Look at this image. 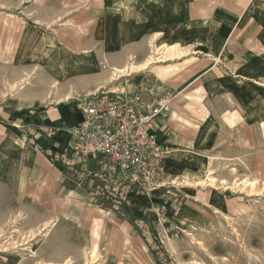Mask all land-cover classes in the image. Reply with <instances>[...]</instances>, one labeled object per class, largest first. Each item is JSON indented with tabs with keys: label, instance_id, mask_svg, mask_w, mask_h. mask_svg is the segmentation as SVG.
Instances as JSON below:
<instances>
[{
	"label": "rangeland",
	"instance_id": "rangeland-1",
	"mask_svg": "<svg viewBox=\"0 0 264 264\" xmlns=\"http://www.w3.org/2000/svg\"><path fill=\"white\" fill-rule=\"evenodd\" d=\"M96 1L0 0V264H264V86L253 90L257 115L229 112L235 103L226 96L218 106L200 100L202 112L186 116L183 129L213 125V141L196 151L207 164L193 177L165 171L166 181L154 190L128 182L102 157L78 165L71 143L46 152L31 135L19 142L25 129L8 111L43 107L57 90L52 82L63 89L86 79L76 76L78 68L102 53L91 15ZM213 1L201 11L206 18L220 8L239 13L250 0ZM257 48L263 57L264 45ZM181 55L153 63L155 74L145 82L181 76ZM198 64L188 67L190 76ZM111 66L102 62L100 70L109 69L113 82ZM22 149L36 157L35 171L22 164ZM197 179L205 185H192Z\"/></svg>",
	"mask_w": 264,
	"mask_h": 264
},
{
	"label": "crops",
	"instance_id": "crops-1",
	"mask_svg": "<svg viewBox=\"0 0 264 264\" xmlns=\"http://www.w3.org/2000/svg\"><path fill=\"white\" fill-rule=\"evenodd\" d=\"M209 1L103 0L101 10L98 0L94 2L91 6V15L96 21L94 40L100 42L102 53L97 52L99 56H91L90 64L80 65L81 68H78L76 76L89 75L86 79H79L77 84L71 83L63 89H58L57 81L52 82L51 89L57 90L46 95L48 102L43 107L35 108L30 114L20 108V113L8 111L12 120L20 121L25 129V135H22L24 143L19 142L22 145L29 142L31 135L35 145L46 152L55 147L61 151L71 143L68 129L76 126L82 119L78 103L73 99L85 97L93 90L133 92L139 84L147 83L145 81L151 74H155L151 64V71L146 69L137 72L140 68H136L130 76L112 82L109 69L100 70V63L123 67L131 62L134 67L140 66L148 58V46L151 44L159 47L178 45L184 51L182 60L176 63L177 68L181 69V76L172 74L162 79L163 81H159L157 77L154 80L158 86L171 90L174 100L167 111L151 121L150 129L158 143L170 149L164 160L168 176H182L186 173L193 177L199 164H207L204 158L198 157L202 155L196 151L206 150L207 141L212 142L215 133L211 129L212 124L202 130L198 127L190 128V133L181 126L188 125L185 117H196V112H202L200 100L201 103L203 100L207 104L211 102L218 106L225 96L228 101L231 99L235 103V109L229 112H250V115H257L260 107L253 90L264 86V56L259 58L257 48L264 45V2L250 0L239 13L220 8L206 18L201 11L207 8ZM194 3L198 6L196 10L191 8ZM154 34L160 35L153 37ZM135 36L140 38L139 49L134 46ZM76 49L83 50L82 47ZM201 53L204 54L197 55ZM207 56L210 58H206ZM215 60L218 61L214 62ZM196 61L202 68L192 72L193 76H190L188 67ZM53 83H56L54 88ZM194 84H198L197 90ZM111 85H118L121 90H109ZM199 87L205 88V91L201 92ZM207 109H211L209 105ZM203 112H206L205 108ZM13 142L16 143V140ZM29 150H21L22 164L35 171L36 157ZM178 159L181 162L176 166Z\"/></svg>",
	"mask_w": 264,
	"mask_h": 264
},
{
	"label": "built area",
	"instance_id": "built-area-1",
	"mask_svg": "<svg viewBox=\"0 0 264 264\" xmlns=\"http://www.w3.org/2000/svg\"><path fill=\"white\" fill-rule=\"evenodd\" d=\"M152 82L133 92L101 90L79 100L82 119L68 129L74 162L83 166L102 157L128 182L160 187L170 149L158 143L150 123L169 109L174 94Z\"/></svg>",
	"mask_w": 264,
	"mask_h": 264
},
{
	"label": "bare ground",
	"instance_id": "bare-ground-1",
	"mask_svg": "<svg viewBox=\"0 0 264 264\" xmlns=\"http://www.w3.org/2000/svg\"><path fill=\"white\" fill-rule=\"evenodd\" d=\"M163 49V50H162ZM154 49L152 48V51ZM153 54V55H152ZM181 54H184V51H181V49H179V46L178 45H173V46H167L165 45L164 47H159L157 46V48H155L154 52L152 53L151 52V55L148 56V58L144 61L143 64H141L140 66H133L132 63H129L128 65H125L123 67H117V66H111L110 67V70L111 72L113 73L114 76L117 77V79L119 78H123V77H126V76H130V74L134 73L136 70V68H140L139 71L137 72H140L142 70H146L150 67L151 64L153 63H156V62H162L164 61V59H170V58H173V57H177L178 55H181ZM182 56V55H181ZM180 57V56H179ZM178 57V58H179ZM151 71V70H150ZM56 85V83H53L52 85V88H54ZM118 88L117 85H114V86H111L109 89L111 90H114V91H119L121 89H116ZM203 90V89H202ZM97 92V91H96ZM94 92V93H96ZM93 94V93H92ZM181 125V124H179ZM183 126V125H181ZM183 128V127H182ZM194 133V132H193ZM21 140L23 142V137H21ZM178 165V164H177ZM211 174V173H210ZM176 176V175H175ZM210 180L211 181V188H216L215 186V179L213 177H209L207 176V180ZM183 181V180H182ZM185 181V180H184ZM179 182V181H178ZM186 182V181H185ZM250 184L253 186L255 185V182L253 181H249ZM190 183V182H189ZM188 183V184H189ZM206 181L204 179H197L195 182L192 183V185L196 186V187H199L201 185H205ZM210 183V182H209ZM243 183V182H241ZM244 183H247V179L246 181H244ZM191 184V183H190ZM210 184V185H211ZM240 184V183H239ZM178 185V184H177ZM245 185V184H244ZM214 192V191H213ZM46 227V226H45Z\"/></svg>",
	"mask_w": 264,
	"mask_h": 264
}]
</instances>
